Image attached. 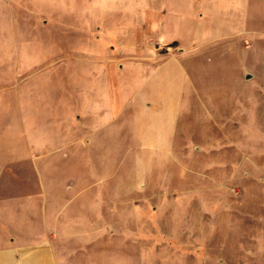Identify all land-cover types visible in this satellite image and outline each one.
Returning <instances> with one entry per match:
<instances>
[{
  "label": "rangeland",
  "instance_id": "obj_1",
  "mask_svg": "<svg viewBox=\"0 0 264 264\" xmlns=\"http://www.w3.org/2000/svg\"><path fill=\"white\" fill-rule=\"evenodd\" d=\"M59 1L0 0V206L44 169L63 221L95 219L60 244L76 264H264V0H195L215 15L142 32L123 74L77 61L94 33Z\"/></svg>",
  "mask_w": 264,
  "mask_h": 264
},
{
  "label": "crops",
  "instance_id": "obj_2",
  "mask_svg": "<svg viewBox=\"0 0 264 264\" xmlns=\"http://www.w3.org/2000/svg\"><path fill=\"white\" fill-rule=\"evenodd\" d=\"M52 1L60 2L59 0ZM71 1L76 2L73 10L80 12V16L85 17V20L89 18V27L86 28L94 33L91 36L90 46L94 50L97 49L91 57L86 55L88 61H84L85 56H81L77 61L81 63H98L100 65L119 62V69L116 67L110 69L103 67V65L102 67L100 65L97 66L99 70L103 68V70L117 74L127 72V70H123L127 69V66L122 61L133 62L134 67H137L138 71L142 73L143 68L138 66L139 62L148 58L147 53H141L142 51L145 52V50L142 49V46L139 48V39H136L142 32L152 35L149 30L154 31L156 27H164L169 23L174 24L178 20L185 23H200L208 15H215L211 4H207L208 9L204 11L201 7H198L195 0H185L183 4L181 0ZM61 3L65 4L63 8L65 12V9L69 8V0ZM78 20L74 23L75 29L79 27L76 23ZM227 28L230 31L232 29L229 24ZM82 29L81 31H83ZM235 34L229 32L226 35H222V37ZM151 43H149V46L153 47L155 45L154 41L152 40ZM160 44L163 46V43ZM111 47H115L114 50H111ZM105 48L111 51L109 55L102 54L104 53L103 51H106ZM182 49L185 51L186 47L183 46ZM180 54L185 53L182 52ZM150 58L152 57L150 56ZM135 92L134 107L137 112V122H141V114L148 115V112H152L153 120L151 121L157 122V119L159 121L161 119L160 116L164 115L160 108L163 110L166 102L163 103V106L161 105L162 107L158 106L159 102L158 104L146 103L148 95L144 91L141 92L140 89H136ZM116 94L119 95L118 92ZM129 105H131L130 101L126 103L127 111L131 108ZM88 112H90V109L86 108L83 120L81 116L79 117L80 123L86 124L85 127L88 126L89 123L87 122L90 120L87 117ZM100 112L98 110L96 113L95 123L98 121ZM117 118L115 117L113 122L106 120L101 123V121H98L97 126L112 125V123L119 120ZM169 121L172 122L173 120L170 119ZM157 134L162 136H159L162 140L168 139L165 138V136H168L165 133L163 134L161 126H159ZM62 146L64 145L62 144ZM56 174V172L54 174L53 172L40 169L30 173L28 177H23V179L20 176L21 183L17 184L22 189L20 196L12 199L14 201L13 205L0 206V264H76L75 261L69 260V258L68 260L65 259L66 256L72 255L74 252L72 254L61 252L60 244L65 246V242L72 241L74 238H78L77 240L82 239L80 238L79 225L86 226L88 230H95L93 222L95 219L88 216L84 218H75L73 216L64 221L62 220L61 215L57 214L56 198L59 197V192H56ZM6 202L8 203V201ZM4 214L6 217L3 216ZM91 233L88 235L91 236ZM82 234L86 233L82 232ZM87 240L89 242V238ZM69 251L72 252L70 249Z\"/></svg>",
  "mask_w": 264,
  "mask_h": 264
}]
</instances>
